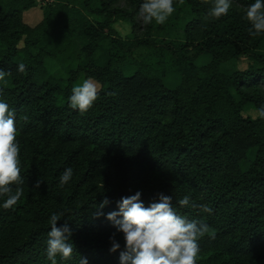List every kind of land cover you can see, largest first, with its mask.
I'll return each instance as SVG.
<instances>
[{
	"label": "trees",
	"instance_id": "1",
	"mask_svg": "<svg viewBox=\"0 0 264 264\" xmlns=\"http://www.w3.org/2000/svg\"><path fill=\"white\" fill-rule=\"evenodd\" d=\"M253 2L232 0L213 20L201 0H174L163 25L137 34L142 0H0V99L16 110L24 193L0 209V264H50L53 212L63 213L57 226L68 222L74 247L57 264L80 256L119 264L122 234L95 213L105 197L107 213L136 190L146 205L172 196L179 215L206 226L197 264H264V118L246 112L264 109V35L250 36L242 18ZM118 20L133 24V40L119 35ZM244 58L246 69L223 70ZM170 73L181 76L175 88L166 85ZM82 76L100 85L83 114L68 107ZM69 167L73 178L61 187ZM185 195L190 204L180 207ZM114 233L122 247L109 252Z\"/></svg>",
	"mask_w": 264,
	"mask_h": 264
},
{
	"label": "clouds",
	"instance_id": "2",
	"mask_svg": "<svg viewBox=\"0 0 264 264\" xmlns=\"http://www.w3.org/2000/svg\"><path fill=\"white\" fill-rule=\"evenodd\" d=\"M201 2L209 5L206 15L213 20L227 16L232 6V0ZM175 10L174 0H142L138 15L145 25L153 22L163 25ZM242 18L250 25V36L264 35V0H254L243 10ZM17 71L24 73L26 66L18 64ZM6 75L0 69V80ZM98 92L97 84L91 79H85L72 87L68 107L83 114L93 106ZM259 116L264 118V109L260 110ZM17 131L16 110L0 99V209L5 210L16 206L24 194L19 187L22 183L19 159L21 147ZM72 178L73 169L66 168L60 175L59 185H67ZM14 185L16 188L13 192ZM141 197V190L121 196L116 201V208L107 213L103 211L110 203L107 197L97 206L96 218L104 216L113 224L116 233L122 234L123 250L119 254V264H197L196 258L201 251L198 241L206 226L190 222L179 215L173 206L172 196L158 193L147 205ZM177 203L180 207H187L190 198L185 195ZM199 207L204 213L212 212V208L207 205ZM62 217L63 213L53 212L48 219L50 231L45 251L50 264H57V257L62 261L73 257V243L69 242L72 229L67 221L57 226V221ZM109 239V252L121 249L115 233ZM79 264H88L87 257L80 256Z\"/></svg>",
	"mask_w": 264,
	"mask_h": 264
},
{
	"label": "rangeland",
	"instance_id": "3",
	"mask_svg": "<svg viewBox=\"0 0 264 264\" xmlns=\"http://www.w3.org/2000/svg\"><path fill=\"white\" fill-rule=\"evenodd\" d=\"M53 1L54 0H38V5L41 6L47 2H53ZM118 5L121 7L127 6V0H119ZM36 20L37 19H34L33 22H35ZM137 20H138V23L142 26V28L137 32V34H141V30H144L145 24H143V22L139 16L137 17ZM114 26L118 30L119 35L123 39H127L128 41L133 40V37L135 36L136 32L134 31V27H133V24L131 22L124 21V20H120V21L118 20ZM145 51L146 50H141V53L143 54ZM206 59H207V61H201L199 64L203 65V64H205V63L207 64L211 61V58L209 56L208 57L206 56ZM56 63L58 64V62H56ZM249 63H250V61L244 58V59H241L239 61L230 62L229 64H227L223 67V70L227 73H231V72H234L236 70H244L248 67ZM47 68L54 75L62 76L61 70L57 66H55L51 61L47 62ZM83 80H85L84 76L80 77V79L78 80V82L76 84L82 83ZM93 82H95V81H93ZM165 82H166V85L168 87L175 88L181 82V76L176 75L174 73H170L166 77ZM95 83L97 84L98 88H100V85L97 82H95ZM246 112L248 115H250L254 119H257L260 117L259 112L257 111V109L254 106L247 107ZM249 156H250V159H252L254 157V154L252 151L250 152ZM246 168L247 167H244L243 169H246Z\"/></svg>",
	"mask_w": 264,
	"mask_h": 264
}]
</instances>
